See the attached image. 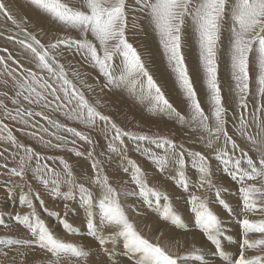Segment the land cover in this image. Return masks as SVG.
<instances>
[{"label":"snow or ice","instance_id":"1","mask_svg":"<svg viewBox=\"0 0 264 264\" xmlns=\"http://www.w3.org/2000/svg\"><path fill=\"white\" fill-rule=\"evenodd\" d=\"M28 2L55 22L76 29L81 33L82 38H62L45 45L21 28V32H24L27 39L17 42L28 51L38 71L25 69L26 75L19 79L13 76V87L16 92L11 102L17 107L15 115H12L5 106V118L18 120L19 123L28 125L25 117H41L55 129L66 131L88 144L93 143L90 136L75 128L66 127L43 111L20 107V98L22 97L29 105H42L44 108L50 107L55 101L54 111H63L68 120H77L88 128H93L98 121H102L105 125V137H110L108 150L119 153L121 159L126 161L127 166L123 168V171L126 174L130 173L131 182L135 187L132 191L118 190L113 187L107 175L104 174L101 161L94 159L93 151L89 150L87 157L92 159L91 167L96 173L92 182L100 188L99 198H94L84 184L77 182L72 167L63 158H60L63 170L57 171L46 163L54 157L42 156L32 147L19 143L8 126L0 122V132L7 133L6 136H0V139L11 142L13 147L23 152L18 166L12 168L9 174L23 179L25 173L31 171L36 179L46 187L50 186V190L54 193H59L61 187L67 185L65 199H73L74 192L78 191L86 210L87 234L94 238L100 251L108 254L110 259L113 253L105 245L115 244L117 239H120L124 255L132 260L133 264H196V262L205 264L206 257L201 248L193 246L187 253L174 251L167 240L161 242L157 236L153 242L142 235L130 220L125 205L121 203V196L138 197L149 207L155 204L160 219L178 230L186 228V221L172 205L169 195L150 187L146 172L136 161L128 158L124 138L135 141L137 150L155 166L157 171L165 173L174 169V175H170L169 178L174 179L177 186L185 191H188L191 185L186 172V156L190 157L191 167L199 177L197 187L207 186L209 190L215 189L216 203L230 213L232 209L222 198L221 187L213 182L210 158L201 152L187 151L183 144L178 145L166 136H149L126 131L109 116L102 114L69 79L64 65L50 51L59 50L62 46L68 50L74 49L75 54L81 55L86 62L98 69L100 75L105 78L104 87L121 89L132 96L137 103L146 104L149 112L166 115L181 125L189 124L194 129L206 133V137H201L206 140V147L213 149L214 158L223 166V171L240 184L239 194L244 215L239 219L243 236L239 255L229 259L220 240L223 235V220L213 211L210 206L211 201L195 194L191 195L187 201L194 223L206 240L215 246L216 254L227 264H264V116L261 115L264 113V103H258L254 112L248 116L241 113L237 126V133L245 138L257 153V159H253L246 151L239 149L238 144L227 131V110L222 102L221 82L218 79L222 34L226 20L230 19L227 57L238 107L244 111L248 109L249 71L253 56L258 69L256 76L258 95L264 99V0H234V2L230 0H134L135 7L132 8L129 7L128 0H83V7L86 10L70 6L63 0H28ZM129 11L141 12L147 17L176 84L187 101L188 117L173 107L150 73L140 53L128 42L126 32L129 25ZM0 14L18 28L20 27V22L8 10L4 0H0ZM131 23L133 28L137 27L136 16L132 17ZM188 28L191 29L198 48L199 67L203 72L211 117L206 115L202 108L186 63L183 49L186 46V29ZM88 33H91L98 42L99 50L96 43L87 38ZM8 39L13 37L9 36ZM0 64H4L2 57H0ZM14 71V69L9 71L5 65V72L9 75H12ZM40 73H46L47 79ZM73 75L79 74L73 72ZM49 97H52V100H49ZM0 106H3V101H0ZM253 126L255 132L251 131ZM40 131L48 132V129L41 128ZM29 135L35 137L37 133L32 132ZM49 135H54L58 142L45 141L46 145L52 148H62L69 142L64 136L55 133H49ZM221 138L222 146L214 147ZM40 139L43 140V137ZM71 143L75 144V140ZM145 144L151 147H142ZM237 150L240 151L239 157L234 154ZM69 151H74L76 156L85 155L84 152L74 149ZM33 160H35L34 167ZM247 181L258 183L249 184ZM7 191L9 195L12 194L11 188H7ZM34 199L39 201L40 207L47 212L39 193H36L34 197L28 193L23 194L20 203L30 212L23 215L16 213L11 216V219L27 229L31 238L0 237V246H3L0 247V256L9 257V252H14L11 261L14 262L19 256L23 264L25 253L21 249H32L35 246L46 250L55 258L49 264H59L61 258H75L86 264L92 250H85L82 245L57 238L40 218L33 203ZM65 208H68L67 204ZM248 213H260L261 218L251 220L247 218ZM48 215L59 218V213L48 212ZM97 216L99 224L96 222ZM59 222L69 234H78L80 231L65 219H59ZM0 225L8 227L2 218H0ZM106 227L117 230L104 235L103 229ZM250 233H258L260 238L250 239ZM257 248L261 249L262 254L246 256L247 250Z\"/></svg>","mask_w":264,"mask_h":264},{"label":"rangeland","instance_id":"2","mask_svg":"<svg viewBox=\"0 0 264 264\" xmlns=\"http://www.w3.org/2000/svg\"><path fill=\"white\" fill-rule=\"evenodd\" d=\"M63 2L86 10L83 7V0H63ZM230 2H234V0H230ZM4 3L16 20L20 22V27L18 28L0 14V57L4 59V64H0V101H3V106H0V122L8 126V129L17 138L19 143L32 147L42 156L54 157L52 160H47L46 163L56 168L57 171L63 170L60 164V158H63L72 167L77 182L84 184L92 192L94 198H99L100 188L92 182L96 173L91 167L92 159L87 157L89 150L93 151L94 159L101 161L104 174L107 175L113 187L118 190L125 189L132 191L135 186L131 182L130 173L126 174L123 171V168L127 166L126 161L121 159L119 153L109 152L108 144L110 137H105V125L102 121H98L95 127L88 128L77 120H68L64 116L63 111H54L55 101L50 107L44 108L42 105H29L22 97L20 98V107L34 111H43L53 120H58L66 127L75 128L77 131H82L85 135L90 136L93 143L88 144L79 138L73 137L66 131L55 129L49 125L48 121L41 117H25L28 120V125L21 124L18 120L14 121L10 118H5V106L12 115H15L17 107V105L11 102L15 98L16 92V89L13 87V76L19 79L21 76L26 75L25 69L38 71L35 69L34 62L31 61L28 51L17 42L18 40L27 39L24 32H21V28L25 32L35 36L45 45L54 43L57 39L69 37L81 39L82 37L79 31L55 22L50 16L34 8L28 0H4ZM128 4L130 8L135 7L134 0H128ZM133 16L137 17V27L135 28L132 27L131 23ZM128 19L129 25L126 32L128 42L140 53L150 73L162 88L169 102L178 112L188 117L189 109L187 101L176 84L175 77L168 67L158 38L150 26L147 17L144 13L129 11ZM188 23L190 24V21ZM230 28L231 21L229 19L225 22L222 34L221 63L218 70V79L221 82L222 89V102L227 110L226 127L229 135L238 144L239 149H243L253 159H257V153L253 146L237 133V126L241 113L248 116L254 112L258 103H264V99H261L258 95L256 85L258 69L253 56L249 71L248 109L244 111L237 104V98L233 91L234 82L231 77L227 57ZM9 36H12L13 39H8ZM87 38L96 43L99 50V44L91 36V33L87 34ZM50 51L64 65L69 79L84 93L89 102L95 105L102 114L109 116L122 129L149 136H166L174 140L178 145L183 144L184 149L187 151H197L208 156L213 172V182L221 187L222 198L227 201L232 209L230 213L226 212L216 203L215 189L209 190L207 186L203 188L197 187L199 177L198 173L191 167L190 157L186 156V172L190 178L191 185L189 190L185 191L182 187L177 186L174 179L169 178L170 175H174V169H170L165 173L157 171L155 166L137 150L136 142L130 141L125 137L124 143L127 147L126 155L128 158L136 161L146 172L150 187L164 191L169 195L172 205L186 221V228L178 230L170 223L160 219L155 204L149 207L138 197L121 196V203L125 205V210L130 220L136 225L137 230L153 242H155L157 236H159L161 242L167 240L170 244L169 246L174 251H179L180 253L190 252L193 246L201 248L206 257L205 264H227L226 261L216 254L215 246L206 240L203 233L198 230L194 223V217L189 210L187 201L191 195L195 194L199 197H206L211 201L210 206L213 211L223 220V235L220 237L221 246L228 254L229 259L237 257L243 239L239 219L243 218L244 215L241 209L239 194L240 184L223 171V166L214 158L213 149L206 147V140L201 139V137H206V133L199 129H194L189 124L181 125L177 121L169 119L166 115L149 112L146 104L137 103L132 96L121 89L104 87L106 81L100 75L98 69L93 67L91 63L86 62L81 55L75 54L74 49L68 50L62 46L59 50ZM183 51L198 99L205 114L211 117V108L208 102L203 72L199 67L198 48L190 28L186 29V46ZM116 63H119L118 59ZM5 65H7L9 71L15 70L12 72V75L5 72ZM73 72L79 75H73ZM40 74L47 79L46 73ZM49 100H52V97H49ZM261 115L264 116V113H261ZM41 128H47L48 132L40 131ZM251 131L255 132L254 126L251 128ZM32 132H36L37 135L35 137L29 135ZM49 133L64 136L69 142L64 144L62 148L47 146L45 141L48 140H51L52 143H58L54 135H49ZM6 135V132H0V136ZM40 137H43V140ZM72 140H75V144L71 143ZM222 144L223 139L221 138V141L214 145V147L218 148ZM142 147L151 146L145 144ZM69 149L84 152L85 155L76 156L74 151H69ZM229 151L231 152L230 147ZM234 154L239 157L240 151L237 150ZM21 155H23V152L13 147L11 142L0 139V218L4 219L8 225L7 228L0 225V237L31 238L27 229L12 220L11 216L16 213L23 215L30 212L26 206L20 203V198L23 194L28 193L34 197L36 193H39L47 209L46 212L44 208L40 207L39 201L33 200L40 218L45 221L57 238L65 242L82 245L85 250H92L86 264H133V261L124 255L120 239H117L115 244L109 243L105 245L113 253L110 259L108 254L100 251L99 245L94 238L88 236L86 230V210L81 199V194L78 191L74 192L73 199H65L64 193L68 191L67 185L62 186L59 193H54L50 190V186L46 187L40 180L36 179L31 171L26 172L23 179L11 176L9 172L12 168L18 166ZM32 165L34 167L35 160L32 161ZM247 183L258 182L247 181ZM7 188L12 189L11 195H9ZM65 204L68 205V208H65ZM130 209L132 210L130 211ZM48 212L59 213V218L49 216ZM247 218L258 220L261 218V215L260 213H248ZM59 219H65L73 227L79 229V233H67L60 224ZM96 222L99 224L98 216L96 217ZM116 230L113 227H106L103 229V232L104 235H108ZM147 230L148 232H146ZM152 230H154L155 234H152ZM171 237L173 238L172 241ZM249 238L258 239L260 238V234L250 233ZM21 251L25 253L23 264H49L50 261L55 259L51 253L35 246L32 249H21ZM245 254L251 257L260 255L262 252L261 249L257 248L247 250ZM13 255L14 252L10 251L9 257L0 256V264H21L19 256L16 257L14 262L11 261ZM59 264H84V262L75 258H61ZM196 264H199V262H196Z\"/></svg>","mask_w":264,"mask_h":264},{"label":"bare ground","instance_id":"3","mask_svg":"<svg viewBox=\"0 0 264 264\" xmlns=\"http://www.w3.org/2000/svg\"><path fill=\"white\" fill-rule=\"evenodd\" d=\"M131 210H132V209H130V211H131ZM76 212H77V210H76ZM140 217H141V216H140ZM77 218H78V217H77ZM136 221H137V220H136ZM136 223H137V222H136ZM143 227H144V226H143ZM143 227H142V228H143ZM152 227H153V226H152ZM82 228H83V227H82ZM145 228H146V227H145ZM149 229H150V228H149ZM84 230H85V229H84ZM84 230H83V231H84ZM81 231H82V230H81ZM150 231H151V230H150ZM146 232H148V230H147ZM152 234H155V233H154V230H152ZM156 234H157V233H156ZM151 236H152V235H151ZM172 239H173V238L171 237V241H172ZM177 239H178V238H177ZM155 240H156V239H155ZM199 244H200V243H199ZM168 245H170L169 242H168ZM235 252H236V251H235ZM208 259H209V258H208ZM210 259H211V258H210Z\"/></svg>","mask_w":264,"mask_h":264}]
</instances>
